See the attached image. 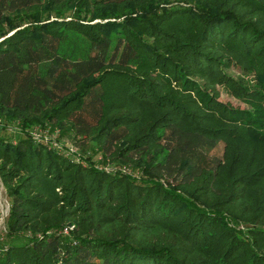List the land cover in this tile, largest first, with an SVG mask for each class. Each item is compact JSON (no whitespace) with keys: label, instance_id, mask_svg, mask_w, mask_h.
I'll use <instances>...</instances> for the list:
<instances>
[{"label":"trees","instance_id":"trees-1","mask_svg":"<svg viewBox=\"0 0 264 264\" xmlns=\"http://www.w3.org/2000/svg\"><path fill=\"white\" fill-rule=\"evenodd\" d=\"M0 181V264H264V0H0Z\"/></svg>","mask_w":264,"mask_h":264},{"label":"rangeland","instance_id":"rangeland-1","mask_svg":"<svg viewBox=\"0 0 264 264\" xmlns=\"http://www.w3.org/2000/svg\"><path fill=\"white\" fill-rule=\"evenodd\" d=\"M237 72L236 69H233V74H235ZM221 99L225 102H230L231 104H233L236 107H246V104H244L243 102H241L240 100L236 99L235 97H233L232 95H230L226 90H224L223 88H221ZM99 109V103H95L94 105L91 103L89 104L84 112L82 113V115L85 117V121H87V123H95L96 120V112ZM11 129H8V132H12L9 131ZM67 141L69 143H74L76 142V146L80 147L78 145V139L79 137H68L66 138ZM77 139V141H76ZM90 142H88V145ZM90 149V148H89ZM200 154L201 156L198 158V156L193 155L192 156V160L194 162H197L198 164H200V166H213L214 164H216L219 160H221L223 158V153H224V144L222 142L217 143V145L213 148H201L200 149ZM191 156V155H190ZM121 164V163H120ZM120 166L119 164H113L111 163V166ZM178 177V179L181 178L182 174H177L176 175ZM167 178H170L169 176H167ZM172 180L175 181V179L173 178ZM8 210H9V199L6 195V192L3 188V185L0 181V238L2 237L4 231H5V221L8 215Z\"/></svg>","mask_w":264,"mask_h":264},{"label":"built area","instance_id":"built-area-1","mask_svg":"<svg viewBox=\"0 0 264 264\" xmlns=\"http://www.w3.org/2000/svg\"><path fill=\"white\" fill-rule=\"evenodd\" d=\"M30 135L32 139L49 144L51 147L57 149L60 152H63L68 156L77 157L79 155V147L76 146L75 143L73 142L69 143L67 139L61 138L59 129H55L54 131H51L49 127L42 128L40 126H37L30 129ZM106 169L108 171L119 169L122 170L124 173L126 172L130 174L134 173L133 169H131L126 165L111 166V164H108L106 166ZM73 228L74 226H72L70 229ZM68 231L69 228H65V232L68 233Z\"/></svg>","mask_w":264,"mask_h":264}]
</instances>
